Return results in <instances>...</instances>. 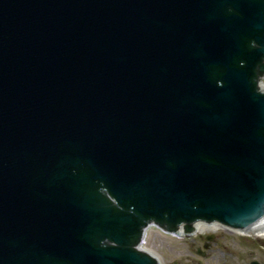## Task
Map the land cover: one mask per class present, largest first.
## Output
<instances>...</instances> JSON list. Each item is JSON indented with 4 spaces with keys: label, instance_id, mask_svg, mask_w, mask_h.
Segmentation results:
<instances>
[{
    "label": "water",
    "instance_id": "95a60500",
    "mask_svg": "<svg viewBox=\"0 0 264 264\" xmlns=\"http://www.w3.org/2000/svg\"><path fill=\"white\" fill-rule=\"evenodd\" d=\"M262 73L264 0H0V264L261 218Z\"/></svg>",
    "mask_w": 264,
    "mask_h": 264
},
{
    "label": "rangeland",
    "instance_id": "374dc122",
    "mask_svg": "<svg viewBox=\"0 0 264 264\" xmlns=\"http://www.w3.org/2000/svg\"><path fill=\"white\" fill-rule=\"evenodd\" d=\"M157 227L153 223L146 227L142 245L143 248L157 255L159 264H222L223 257L221 255L217 257L220 259L214 260L206 254L202 256L196 252L197 247L201 246V236L209 230L191 235H179L175 232L170 233L165 229L158 230ZM215 232L216 236H219L217 242L226 243L228 247L230 246L233 254L240 253V257H247L245 253L247 248L240 243L241 237L234 233L228 234L222 228H218ZM232 253L226 255L228 260L225 264H240L238 256H233ZM262 257L264 258V248Z\"/></svg>",
    "mask_w": 264,
    "mask_h": 264
},
{
    "label": "flooded vegetation",
    "instance_id": "af4514ba",
    "mask_svg": "<svg viewBox=\"0 0 264 264\" xmlns=\"http://www.w3.org/2000/svg\"><path fill=\"white\" fill-rule=\"evenodd\" d=\"M230 233H233L230 231ZM239 234V232H236ZM201 247L202 250H199L201 252V255H207L212 259H220L217 258L219 255L223 257L222 264H225V262L228 260V257L226 255H230L232 252L230 250V246L228 247L226 243L224 242H217V239L219 236H216L215 233H207L206 235L201 236ZM240 243L243 247L247 248L245 250V253L247 254V257H240L238 253L233 254V256H238L240 260V264H248L252 261V259H256L259 262H264V258L261 257V254L263 253L262 249V242L261 240L253 237H246L242 234H239ZM261 245V246H260Z\"/></svg>",
    "mask_w": 264,
    "mask_h": 264
},
{
    "label": "bare ground",
    "instance_id": "6f19581e",
    "mask_svg": "<svg viewBox=\"0 0 264 264\" xmlns=\"http://www.w3.org/2000/svg\"><path fill=\"white\" fill-rule=\"evenodd\" d=\"M260 82L264 85L263 81H260ZM257 220L258 221L255 220L256 222H254V221L250 222V224L248 226H246L244 229H241L240 231H246L248 233V232H250V230L247 231V229L252 226L250 229H252V231L256 232L257 236H259L261 238L264 237V215L261 216V218H259ZM208 226H209L208 227L209 230H215V229H218V227L223 226V225H221L219 222H213V223H208ZM174 230L170 231V232H174ZM184 231H185L184 227L182 225H180L176 229L175 233H177L179 235H183V234H185ZM203 231H206V230H199V231H196V232H203ZM196 232H191V233L193 234V233H196ZM152 254H154V253H152ZM155 256L157 258V261H159V258L157 257V255H155Z\"/></svg>",
    "mask_w": 264,
    "mask_h": 264
}]
</instances>
